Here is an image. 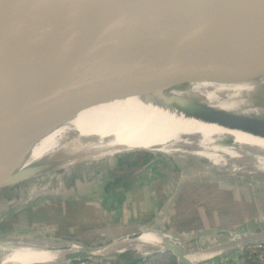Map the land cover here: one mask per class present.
Instances as JSON below:
<instances>
[{"label":"water","instance_id":"95a60500","mask_svg":"<svg viewBox=\"0 0 264 264\" xmlns=\"http://www.w3.org/2000/svg\"><path fill=\"white\" fill-rule=\"evenodd\" d=\"M253 65H264V0H0V190L63 161L48 154L29 162L42 139L81 111L134 96L176 117L264 140V118L178 94ZM260 241L243 239L239 248ZM160 242L178 264H191L180 245ZM62 259L104 255L82 249Z\"/></svg>","mask_w":264,"mask_h":264},{"label":"rangeland","instance_id":"374dc122","mask_svg":"<svg viewBox=\"0 0 264 264\" xmlns=\"http://www.w3.org/2000/svg\"><path fill=\"white\" fill-rule=\"evenodd\" d=\"M216 132L233 136L221 128ZM230 143V139L223 142L224 146ZM146 150L155 155L148 166L137 171L146 181L143 187L127 194L120 204L102 193L106 170L114 165L118 154L112 160L106 158L74 166L72 169L76 171L75 168L81 167L77 171L83 173V178L75 180V190L64 185L69 169L37 176L13 189L1 191L0 237L16 236L35 244L45 240L49 250L62 249L61 243L98 249L121 236L149 227L165 231L174 238H183V249L187 253H200L264 230V177L219 174L210 166L214 165L207 157L185 150L174 153ZM220 166L215 163V167ZM8 196L11 198L7 199ZM58 196L87 199L79 206L54 204L43 212L27 211ZM20 207L24 208L18 210ZM262 243L264 241L249 245L251 252ZM246 247L232 245L222 254L199 264L222 263L225 257H232L234 264H240V254ZM146 250L145 257L168 254L154 251L150 245ZM121 253L135 258L129 247L124 246L123 252L113 254L110 259L82 262L105 264Z\"/></svg>","mask_w":264,"mask_h":264},{"label":"bare ground","instance_id":"6f19581e","mask_svg":"<svg viewBox=\"0 0 264 264\" xmlns=\"http://www.w3.org/2000/svg\"><path fill=\"white\" fill-rule=\"evenodd\" d=\"M248 71L249 73L225 81L193 82L178 94L264 118V65L250 66ZM216 129L220 128L176 117L167 110L134 96L81 111L73 120L42 139L33 149L29 162L48 154L61 157L63 161L55 167L40 172L41 175H47L58 169L69 170L75 165L113 158L125 151L151 148L174 153L185 150L207 157L214 165L210 166L219 174L264 177V140L231 132V145L224 146L227 136L216 132ZM215 163H220L221 168L215 167ZM141 230L144 234L139 238L124 241L111 248L89 250L92 254H103L105 259H110L113 254L123 252L124 246H128L137 256H143L149 245L150 249L162 252L164 246L160 240L164 239L184 247L183 238H174V235L170 236L165 231H154L149 227ZM247 238L263 239L264 230L233 239L228 244H220L204 252L187 253L186 257L191 264H199L222 254L232 245L240 247L239 242ZM28 241L16 236L0 237V264H66L68 262L62 259L64 254L82 250L79 246L64 243H61L62 249L49 250L45 246V240L37 244Z\"/></svg>","mask_w":264,"mask_h":264},{"label":"trees","instance_id":"16d2710c","mask_svg":"<svg viewBox=\"0 0 264 264\" xmlns=\"http://www.w3.org/2000/svg\"><path fill=\"white\" fill-rule=\"evenodd\" d=\"M155 155L148 153L146 151H131L118 154L114 165L106 170L107 176L106 180L102 187V193L109 195L111 198H114L118 204L125 201L127 194L134 193L137 188L143 187V184L146 181V177L138 176L137 171L148 166L150 162L154 159ZM113 159V158H109ZM81 169V167H77ZM71 169L69 176L64 178V185L67 188L75 190L74 187L75 180L78 178H83V173L80 171ZM148 183V182H146ZM18 186V185H17ZM15 187L6 188L1 191H6L13 189ZM65 193V192H64ZM11 196H8L7 199H10ZM87 199V198H86ZM85 197H63L58 196L53 199H50L48 202L43 205L38 206L37 208H28L27 211L32 213L43 212L45 209L52 207L54 204L58 206H63L64 204L80 205L86 201ZM60 208V212H61ZM252 247H246L243 252L240 254V264H264V243L260 247L251 252ZM133 253V252H132ZM134 254V253H133ZM135 258L129 256L127 253H121L117 256V259L111 261V264H178L176 258L171 254L164 255H148V256H136ZM78 262H72L71 264H77ZM234 264L233 261L227 262V264ZM217 264H223L221 262Z\"/></svg>","mask_w":264,"mask_h":264},{"label":"built area","instance_id":"2783aa9c","mask_svg":"<svg viewBox=\"0 0 264 264\" xmlns=\"http://www.w3.org/2000/svg\"><path fill=\"white\" fill-rule=\"evenodd\" d=\"M229 261H234V258H232V257H225V258H223L222 263L223 264H227V262H229ZM78 264H83V262L78 261Z\"/></svg>","mask_w":264,"mask_h":264}]
</instances>
